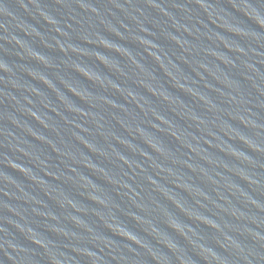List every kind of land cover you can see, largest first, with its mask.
<instances>
[{"label": "water", "instance_id": "water-1", "mask_svg": "<svg viewBox=\"0 0 264 264\" xmlns=\"http://www.w3.org/2000/svg\"><path fill=\"white\" fill-rule=\"evenodd\" d=\"M0 264H264V0H0Z\"/></svg>", "mask_w": 264, "mask_h": 264}]
</instances>
